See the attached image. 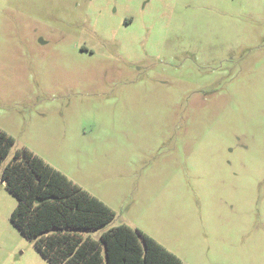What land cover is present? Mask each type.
<instances>
[{"label": "rangeland", "instance_id": "1", "mask_svg": "<svg viewBox=\"0 0 264 264\" xmlns=\"http://www.w3.org/2000/svg\"><path fill=\"white\" fill-rule=\"evenodd\" d=\"M0 130L183 264H264V0H0ZM0 264H49L11 222Z\"/></svg>", "mask_w": 264, "mask_h": 264}, {"label": "trees", "instance_id": "2", "mask_svg": "<svg viewBox=\"0 0 264 264\" xmlns=\"http://www.w3.org/2000/svg\"><path fill=\"white\" fill-rule=\"evenodd\" d=\"M15 139L0 130V177L17 198L11 222L49 264H183L140 229L123 224L101 233L116 213L27 148L10 158Z\"/></svg>", "mask_w": 264, "mask_h": 264}]
</instances>
